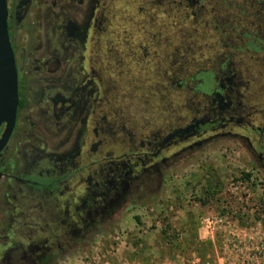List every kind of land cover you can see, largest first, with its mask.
Listing matches in <instances>:
<instances>
[{
	"label": "flooded vegetation",
	"instance_id": "af4514ba",
	"mask_svg": "<svg viewBox=\"0 0 264 264\" xmlns=\"http://www.w3.org/2000/svg\"><path fill=\"white\" fill-rule=\"evenodd\" d=\"M113 1L87 0L85 14L77 19L73 10L81 0H7L18 106L13 132L0 150V211L6 205L30 209L24 224L15 215L10 234L0 238L2 264H41L48 251L77 247L81 235L87 241L95 234L92 222L104 221L119 199L136 190L149 199L159 189V170L165 174L181 158L218 141L233 138L244 144L253 173L264 182V103L258 104L264 89H251L248 70L264 68L262 0H218L222 21L232 22L213 26L217 35L208 39L214 54L207 60L197 63L189 56L178 66L171 63L174 79H167V86L185 102L186 114L176 118L167 103L164 111L173 116L161 121L154 108L135 104L131 93L119 94L122 79L109 77L119 68L128 76L133 62L145 64L146 57L145 48L129 45V62L112 64ZM137 1L144 7L140 16L152 24L157 5L170 0ZM202 1L180 0L187 12L183 22L206 15ZM30 20L41 26L40 41L30 34L35 30ZM58 75L61 80L54 79ZM124 84L136 90L131 80ZM38 109L41 122L35 117ZM25 168L33 169L34 180L21 175ZM2 220L1 214L0 230ZM18 229L27 236L17 238Z\"/></svg>",
	"mask_w": 264,
	"mask_h": 264
},
{
	"label": "rangeland",
	"instance_id": "374dc122",
	"mask_svg": "<svg viewBox=\"0 0 264 264\" xmlns=\"http://www.w3.org/2000/svg\"><path fill=\"white\" fill-rule=\"evenodd\" d=\"M86 2L87 0H81L80 5L73 10L75 13L73 16L77 19H81L85 14ZM262 3L264 4V0ZM180 5V0L161 2L160 5H157L159 11L152 24L149 19H143L140 16L144 7L137 0H114L110 6L112 16L108 40L112 42L110 47L112 64L114 65V62L119 60L129 62V59L125 57L128 54L129 45L145 48L146 57L144 58L145 64L139 63L136 66L133 62L128 76H126L125 70L119 68L109 77L115 82L122 79L118 81L119 90L121 88V91H118L119 94L131 93L134 103H139L140 108L145 109L148 105L150 106L147 107L148 109L154 108L155 115L160 114L158 121L172 119L173 115H167V112L164 111L167 108V103H170L169 110L175 111L178 115L176 118L186 114L182 109L185 102L181 101V98H176L172 94L173 91H170L167 86V79H174L172 71L169 70L171 63L175 62L178 66L183 63L185 57L189 59V56L197 63L207 60L214 54L210 49L211 40L208 39V37L217 35L213 26H218L220 22L222 24L232 22V18L222 21L223 13L220 14L222 7L218 0H203L200 6L204 7L206 15L201 18L190 16L185 22L182 21V15L187 12L185 6ZM224 9H227L228 14H232L228 8ZM48 15L49 13L45 14L43 21L45 30L48 27L46 22ZM38 19L39 16L37 21ZM32 21L30 20L28 23L35 30H30V34L38 36L35 41H40L38 39L42 33L41 26H38L39 24L32 26ZM144 31H147L148 34H145ZM21 35L29 36L23 30ZM45 37L47 39V35H44L46 42ZM61 41L62 39H59V43ZM125 46L127 47L125 48ZM189 49L191 53H189ZM50 50L48 44L44 47L43 53L49 54ZM103 53L107 55L106 52L103 51ZM248 70L251 89L263 91L264 68L256 65ZM175 76H177L176 73ZM54 79L61 80L62 78L61 75H58ZM125 80H131L132 87H136V90L128 91L129 88L124 84ZM155 90H159V93H156ZM144 101H147L146 105ZM263 103L264 97L258 104L263 105ZM39 109L35 111V117L41 122L43 115ZM23 164L27 166L26 162ZM252 166H255L254 162L244 144L233 138L206 145L197 152L181 158L166 170L163 190L158 191L155 204L146 208L126 206L111 234L88 239L86 241V245L89 244L88 247L58 264H104L107 260L110 264H120L125 261L130 264H178L182 259L193 254L205 259L204 257L210 255L211 252L212 258H214V250L219 246L218 237L214 243L209 240V250L207 249L209 247L201 244L198 238H196V242L194 241L191 246H188V227L191 226L196 230L201 217L216 214L221 211L222 207L228 206V203L232 204L230 199L233 194L227 191V187L237 181L245 180V175H249V180L259 184L255 197L260 199L264 196V182L253 173ZM33 172L32 168H25L21 175L25 179L34 180L35 173ZM19 191H16V195L19 194ZM208 192L213 196L206 200L205 196H208L206 195ZM28 209L30 208L27 205L21 206L18 210L6 205V208L2 212L0 211V215L2 214L3 217L2 223H5L4 229L0 230V238L10 234L9 228L15 215L19 216L20 225L26 222L24 215ZM129 217L133 222L131 226H127ZM125 222L126 224L123 225ZM41 225L43 226V222ZM167 227L169 230L166 236L172 237L169 240H166L162 235V231ZM16 234L17 238L27 236L26 231L19 229ZM0 243L1 259L2 239ZM212 258L205 260L211 262Z\"/></svg>",
	"mask_w": 264,
	"mask_h": 264
},
{
	"label": "built area",
	"instance_id": "2783aa9c",
	"mask_svg": "<svg viewBox=\"0 0 264 264\" xmlns=\"http://www.w3.org/2000/svg\"><path fill=\"white\" fill-rule=\"evenodd\" d=\"M257 189L259 184L252 180L230 184L227 191L233 194L234 206L228 203L220 212L199 219L206 237L212 243L219 239L214 258L208 262L193 254L178 264H264V206L255 197Z\"/></svg>",
	"mask_w": 264,
	"mask_h": 264
},
{
	"label": "water",
	"instance_id": "95a60500",
	"mask_svg": "<svg viewBox=\"0 0 264 264\" xmlns=\"http://www.w3.org/2000/svg\"><path fill=\"white\" fill-rule=\"evenodd\" d=\"M7 0H0V150L11 136L18 106V76L8 34Z\"/></svg>",
	"mask_w": 264,
	"mask_h": 264
},
{
	"label": "trees",
	"instance_id": "16d2710c",
	"mask_svg": "<svg viewBox=\"0 0 264 264\" xmlns=\"http://www.w3.org/2000/svg\"><path fill=\"white\" fill-rule=\"evenodd\" d=\"M160 177L157 179L158 180V186L159 189L156 192H153L149 194V199L145 198L141 194L138 193V190H136L134 193H128L125 196H123L121 199L117 201V203L113 204L112 207L110 208L108 212V217H105L104 221H93V225L96 228V232L94 235L89 237V239H95L98 236L101 235H109L111 234L117 225V221L121 216V213L123 209L126 206H140V207H148L152 204H155L158 198V191L163 190L164 186V172L161 170L158 171ZM250 176L245 175L244 179L247 181L249 180ZM205 199L208 200L209 198H212L213 194L208 192L206 193ZM210 196V197H209ZM259 204L261 206H264V196H262L259 199ZM169 230V227L166 228V230L162 231V235L166 240H169L172 237H167V231ZM175 238V237H173ZM79 245L76 247H70V248H64L62 250H57V251H48L46 253V256L44 257V260L41 262V264H58L57 262L63 261L68 257H73L75 256L76 253H78L80 250L85 249L88 247L89 244L86 245V241L84 238L81 237L79 238ZM88 240V239H87ZM2 264V263H1Z\"/></svg>",
	"mask_w": 264,
	"mask_h": 264
},
{
	"label": "crops",
	"instance_id": "0c3cea01",
	"mask_svg": "<svg viewBox=\"0 0 264 264\" xmlns=\"http://www.w3.org/2000/svg\"><path fill=\"white\" fill-rule=\"evenodd\" d=\"M125 224H126V222L123 225H125ZM131 225H133V222H132L131 218L129 217L127 219V226H131ZM187 232L189 233L188 246H191L194 243V241L196 242V238H198V240L201 242V244L208 246L209 247V248H207L208 250L210 249L209 239H208V237H206L207 234L199 226L196 227V230L192 229L190 226V227H188ZM201 247H203V246L201 245ZM213 250H214V247H213ZM204 258L205 259L212 258V252L210 255H206Z\"/></svg>",
	"mask_w": 264,
	"mask_h": 264
}]
</instances>
